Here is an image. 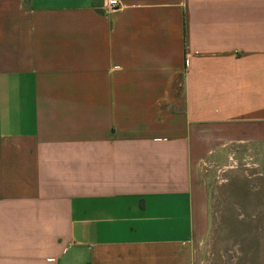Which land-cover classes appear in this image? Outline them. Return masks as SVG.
I'll list each match as a JSON object with an SVG mask.
<instances>
[{
	"label": "crops",
	"instance_id": "1",
	"mask_svg": "<svg viewBox=\"0 0 264 264\" xmlns=\"http://www.w3.org/2000/svg\"><path fill=\"white\" fill-rule=\"evenodd\" d=\"M117 1L0 0V264H205L203 167L264 153V0Z\"/></svg>",
	"mask_w": 264,
	"mask_h": 264
},
{
	"label": "rangeland",
	"instance_id": "2",
	"mask_svg": "<svg viewBox=\"0 0 264 264\" xmlns=\"http://www.w3.org/2000/svg\"><path fill=\"white\" fill-rule=\"evenodd\" d=\"M208 224L201 238L205 264H264V153L243 147L201 172Z\"/></svg>",
	"mask_w": 264,
	"mask_h": 264
},
{
	"label": "built area",
	"instance_id": "3",
	"mask_svg": "<svg viewBox=\"0 0 264 264\" xmlns=\"http://www.w3.org/2000/svg\"><path fill=\"white\" fill-rule=\"evenodd\" d=\"M119 5V2L117 0H107V7L110 9L117 8ZM52 259H49L51 261Z\"/></svg>",
	"mask_w": 264,
	"mask_h": 264
}]
</instances>
